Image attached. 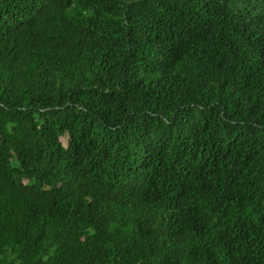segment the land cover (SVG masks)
<instances>
[{
	"label": "trees",
	"instance_id": "16d2710c",
	"mask_svg": "<svg viewBox=\"0 0 264 264\" xmlns=\"http://www.w3.org/2000/svg\"><path fill=\"white\" fill-rule=\"evenodd\" d=\"M0 264H264V0H0Z\"/></svg>",
	"mask_w": 264,
	"mask_h": 264
}]
</instances>
